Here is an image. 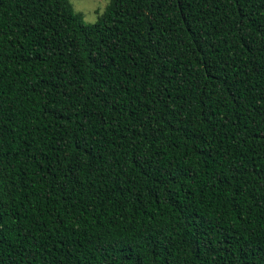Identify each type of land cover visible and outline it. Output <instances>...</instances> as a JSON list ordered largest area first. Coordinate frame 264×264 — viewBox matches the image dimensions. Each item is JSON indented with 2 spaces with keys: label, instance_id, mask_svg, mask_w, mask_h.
Wrapping results in <instances>:
<instances>
[{
  "label": "trees",
  "instance_id": "16d2710c",
  "mask_svg": "<svg viewBox=\"0 0 264 264\" xmlns=\"http://www.w3.org/2000/svg\"><path fill=\"white\" fill-rule=\"evenodd\" d=\"M0 264H264V0H0Z\"/></svg>",
  "mask_w": 264,
  "mask_h": 264
},
{
  "label": "rangeland",
  "instance_id": "374dc122",
  "mask_svg": "<svg viewBox=\"0 0 264 264\" xmlns=\"http://www.w3.org/2000/svg\"><path fill=\"white\" fill-rule=\"evenodd\" d=\"M72 8L81 14L86 24L94 23L103 12L107 0H69Z\"/></svg>",
  "mask_w": 264,
  "mask_h": 264
}]
</instances>
